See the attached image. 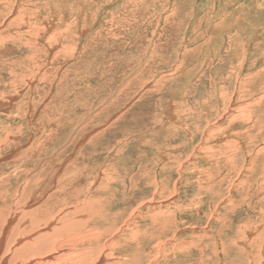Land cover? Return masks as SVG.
I'll return each instance as SVG.
<instances>
[{
    "label": "rangeland",
    "instance_id": "obj_1",
    "mask_svg": "<svg viewBox=\"0 0 264 264\" xmlns=\"http://www.w3.org/2000/svg\"><path fill=\"white\" fill-rule=\"evenodd\" d=\"M42 205L98 209L97 227L162 213L170 236L121 243L112 261L214 264L208 226L241 246L219 264H264V0H0L1 255L15 210ZM172 236L191 255L155 261Z\"/></svg>",
    "mask_w": 264,
    "mask_h": 264
},
{
    "label": "bare ground",
    "instance_id": "obj_2",
    "mask_svg": "<svg viewBox=\"0 0 264 264\" xmlns=\"http://www.w3.org/2000/svg\"><path fill=\"white\" fill-rule=\"evenodd\" d=\"M246 148H248V147H246ZM233 149H232V147L231 148L227 147L225 149V156H226L225 158H226V160L229 159L230 162H233L235 157H238V156H235L237 150L235 151ZM225 158H223V159H225ZM227 166H228V164H227ZM253 166H254V164H253ZM247 167H249V166L247 165ZM251 171L252 170H250V172ZM6 183H7V181H6ZM132 193H134V190ZM122 194H124V193L122 192ZM122 194H121L122 199H124V195H122ZM117 195L120 196V193H117ZM64 199L65 198H63L61 201H63ZM232 203H233V201H232ZM45 206H46V204H45ZM45 206L42 205L39 208H36L34 210H27L26 208L15 210L16 213H20L19 214L20 217L17 219V222H16L17 224L15 223V226L18 225V228L15 230V232L11 233V231H10V237L12 238L13 243H12V246L8 247V249L6 250V252L9 251L8 254H5V253H2V255L0 254V264H92L94 262L93 260H94L95 255H96V259H99V257L104 258L103 259L104 261L102 260L103 262H101L99 259V262H100L99 264H125L126 261L122 262L123 260H121V259L120 260L114 259L113 261L109 260L110 259L109 253L111 254L114 251V249L121 248V246H120L121 243H123V245L126 244L127 248L128 247L131 248L130 251H132L133 253L134 252H141V250L143 249V247H142L143 243H141V239L144 238L145 236H146L145 237L146 241H151V240H153V238L156 235L162 233L159 237L156 238L158 241L157 242V244H158L159 238H162L161 236L163 234H166L167 236L171 235V233L169 234L168 222H165L164 220H162V219H164V216H162V213L157 212L156 210L152 211L148 215H146L145 218H147L148 220L146 223H143V225H141L142 223L141 224L133 223L134 225L133 224H124V226L123 225L120 226L118 224V219H120L118 217L119 211H115L113 213L111 212L110 214L107 213L111 217L101 216L100 219L104 222V224H102L101 227H97L94 224V221H92V223L90 224V222H91L90 216H92V214L88 210H91L92 212H94L95 217H96V215L98 214V209L96 210V212L94 210H92L91 208L86 209L87 211L82 209V208H78V209L77 208H74V209L71 208L72 210H70V211H64L63 209H60L59 207H57V208H51V207L46 208ZM43 208L45 209V211ZM24 209H26V210H24ZM82 211L89 213V215L86 217V220L81 221V219L80 220L73 219L74 215L78 214V212L82 213ZM167 219H168V217H167ZM10 220H12V217H11V219H9V217L6 216V218L2 221L3 224L0 228V253H1L2 245H3V241L6 238L5 234L8 231L7 229L9 227L8 225H9ZM12 222H14V221H12ZM53 222L55 223V225L48 229V227H50ZM96 222L98 223L99 219H96L95 223ZM10 228H11V226H10ZM170 228H172V227H170ZM209 228L210 227H208V226H204L203 228L198 227L197 229H199L198 230V233L200 234L199 240L202 242V244L204 243L203 239H207V240L211 239L210 241L212 244H214V242L212 240V239H214L216 241V245H217V243H220V249H221L220 252H218L215 249H212L213 252H212L211 258L213 259L214 264L217 261H218L217 264L224 261L223 257L220 255L221 252L224 256H226V259H229V257H231V255H233L235 257L238 250L241 251V246H237V247H235L236 249L234 248V252H236V254H235L232 252L233 248L229 247V245H225L224 243H222L220 236L224 235V233L220 232L221 228H220V231H218L217 229H214L212 231V236L210 234ZM46 229H48L49 231H46ZM114 232H116L118 234H116V236H113L112 233H114ZM251 232H253V229L251 228V226H245V231L242 232L241 237L245 240L248 237V235L251 234ZM69 234H71L70 237L73 239V242H71V243L74 244V246H72L71 248L70 247L64 248L65 245L69 242V240H68L70 238L68 236ZM261 234H264V228L262 229ZM106 236L108 239H106L105 240L106 242L104 241L105 244L102 245L101 244L103 241L102 239ZM173 236L165 239L166 241L172 239L173 240L172 242H169L167 244V242L164 241V244L162 246H160V245L158 246L157 254H162V255H161L160 259H155V261L158 260L159 262H161L162 260L165 259V257L168 254H171L173 256L178 255L179 251L181 252V255H180L181 258L182 257L186 258L187 256L191 255V253H188L194 247L192 244H190L191 242L185 241L186 242L185 243L181 240L176 242L177 240L174 241L175 239H173ZM241 237H239L237 241H244V240H242ZM257 237H259V236H257ZM11 238H9V239H11ZM263 238H264V236H263ZM237 241H236V243L238 244ZM86 242L88 243L87 245H89V243L94 244L97 242H100V244L98 243L99 244V246H97L98 248L95 247L94 253H93L91 247L88 248L87 246H85L84 248H81V247L75 248L77 246L76 244H81V243L86 244ZM157 244H155L154 247ZM148 245H150V244H148ZM244 247H243V250L245 251ZM207 248L209 249V247H207ZM261 248H263V251H264V244H262ZM63 249L65 250V252H62ZM203 249L204 248L200 247V251L198 252V254H201V256H203V252H204ZM245 253H246V256H249V257L251 256L250 252L245 251ZM185 254H187V255H185ZM148 255H149V253H148ZM127 256H129V255H127ZM238 256L240 257L241 255H238ZM238 256H237V258H239ZM185 258H182V259H184L183 261H185ZM201 258H203V257H200V259ZM130 259H132V258H130ZM233 259H235V258H233ZM207 260H208V258L206 259V261ZM234 261H236V260H234ZM205 262H203L202 264H204ZM229 262H231V261H229ZM250 262L252 263V261L250 260L248 262V264Z\"/></svg>",
    "mask_w": 264,
    "mask_h": 264
}]
</instances>
